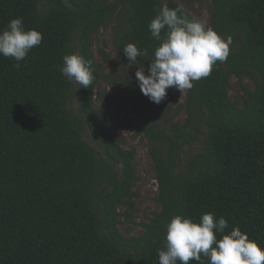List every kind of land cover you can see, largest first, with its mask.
I'll return each mask as SVG.
<instances>
[{
    "label": "trees",
    "instance_id": "trees-1",
    "mask_svg": "<svg viewBox=\"0 0 264 264\" xmlns=\"http://www.w3.org/2000/svg\"><path fill=\"white\" fill-rule=\"evenodd\" d=\"M165 4L179 6L174 0H0V31L22 17L25 29L43 33L20 67L0 55V264H158L167 224L181 214L194 221L205 213L224 217L226 233L239 227L264 247V0H213L211 28L232 38L230 54L194 82L183 105L175 106L169 88L159 104L174 111L161 123L153 110L158 104L137 80L124 84L118 73L106 72L111 53L101 49V62L95 59L93 41L111 28L121 60L128 43L151 56L159 42L148 25ZM71 53L92 61L90 87L76 89L61 74ZM245 76L255 89L245 88L240 106L229 91L233 77ZM103 81L117 99L106 90L97 94ZM125 97L137 113L132 138L148 143L162 207L140 236L119 229L122 217H133L139 181L136 150L112 130L121 113L116 101ZM130 125L126 119L121 129ZM198 143L201 151L192 154Z\"/></svg>",
    "mask_w": 264,
    "mask_h": 264
},
{
    "label": "clouds",
    "instance_id": "clouds-1",
    "mask_svg": "<svg viewBox=\"0 0 264 264\" xmlns=\"http://www.w3.org/2000/svg\"><path fill=\"white\" fill-rule=\"evenodd\" d=\"M148 28L159 42L151 56L148 49L134 43L125 44L123 50L129 60L127 69L137 65L135 76L141 92L156 104L166 98L169 88L183 95L194 82L209 76L217 62L227 60L233 42L205 20L190 17L181 6L163 5ZM42 40V32L25 29L23 18H14L0 31V55L14 59L20 67L19 62ZM138 58L149 60L150 66L145 69ZM60 72L84 88L94 80L92 61L78 53L63 57ZM227 228L228 221L215 219L213 213L203 214L199 221L175 215L167 224L164 247L158 249V264H189L192 260L204 264L205 259L208 264H264V247L239 227L226 233Z\"/></svg>",
    "mask_w": 264,
    "mask_h": 264
},
{
    "label": "rangeland",
    "instance_id": "rangeland-1",
    "mask_svg": "<svg viewBox=\"0 0 264 264\" xmlns=\"http://www.w3.org/2000/svg\"><path fill=\"white\" fill-rule=\"evenodd\" d=\"M179 6L183 7V9L189 13L191 16H195L201 18L207 22V25L211 27V10L213 5V0H174ZM105 43L107 46L105 47ZM105 49L108 53L112 55V63L107 65L106 72L114 71L118 73L124 84H130L132 81L136 80L135 72L137 70V65H133V67L127 69V65L129 64V60L125 57L123 60L119 58V55L116 53L113 44V31L111 28L102 29L94 38L93 41V51L95 59L100 63V50ZM139 64H143L145 69H147L148 64L150 65V61L146 60L145 62H141L138 60ZM75 88H78V83H75ZM245 88L250 91L255 89V83L252 79L245 76L242 79L237 77H233L231 79V88H230V98L232 101L238 102L240 106L244 104V95ZM175 96V106L183 105L186 99V95L188 90H186L183 95L181 92L172 88ZM108 91L111 95L114 96L115 99L118 98V95L115 94L111 87L109 86L107 81H103L97 90V94L100 91ZM182 95V96H181ZM98 99H96L97 101ZM119 103L120 107V115H117L112 124V130L118 137L125 138L126 148H134L136 150V157L134 161L135 169L137 175L139 177V181L134 186V191L137 193V197L134 199V211L132 212L133 217L129 221L126 217H122V221L119 225L120 231L126 236H140L144 231V224L150 223L151 219L155 217L156 212H160L162 210L161 205L157 202L159 186L158 181L156 179V173L154 170V165L152 158L149 154L148 143L144 139V137H137L133 139L132 137L135 135L137 130V113L131 101H129L126 97L122 98L119 102L116 101V104ZM99 103L97 102V105ZM174 106V108H176ZM74 111H77L78 105L77 102H74L72 105ZM154 112L158 116L160 122L168 119L171 114H173V110L169 109L166 105L158 104L154 107ZM128 119L131 122L130 127L126 129H121V124L124 120ZM187 119V115L183 112L177 119L176 122L180 124H184ZM86 141L92 145L98 147L90 137H86ZM202 146L200 143L196 144L192 154H197L201 151ZM101 150V149H99ZM187 149H185V153ZM184 153V158L187 159L186 154ZM126 208H120V213H125Z\"/></svg>",
    "mask_w": 264,
    "mask_h": 264
}]
</instances>
